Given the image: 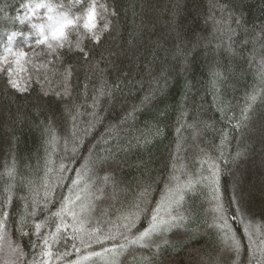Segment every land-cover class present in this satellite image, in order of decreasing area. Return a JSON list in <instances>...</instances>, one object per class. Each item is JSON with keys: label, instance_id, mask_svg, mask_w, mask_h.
Returning a JSON list of instances; mask_svg holds the SVG:
<instances>
[{"label": "trees", "instance_id": "trees-1", "mask_svg": "<svg viewBox=\"0 0 264 264\" xmlns=\"http://www.w3.org/2000/svg\"><path fill=\"white\" fill-rule=\"evenodd\" d=\"M25 2L0 0V9L8 15L4 19L0 13V54L6 43L5 32L30 31L27 24L20 25L15 20L17 15H23L21 5ZM115 8L117 31L113 36L106 35L102 45L92 51L91 59L99 63V69L86 66L77 53L65 56L64 64L57 61L47 69H40L41 83L33 79L28 92L6 89L0 80V203L7 195L4 189L8 184H16L7 238L20 245L29 262L39 251L36 246L42 241L33 231L21 235L16 222L26 201L31 202L26 181L34 182L38 198L42 200L46 167L51 168L48 173L51 194L46 209L41 203L34 218L36 222L52 217L65 199L79 192L91 206L85 215L93 226L99 222L105 231L121 223L128 212L137 211L135 205H139V219L132 229L135 234L150 226L155 209L176 185L173 177L183 183L188 178L207 176L208 165L204 160L211 158L221 168L220 185L228 225L241 244L239 256L229 254L227 264H256L259 260L260 264L258 250L264 247L261 243L264 241V197L256 192L244 213V221L231 198L232 173L246 172L258 187L264 178L261 164L264 160V83L260 77L264 60V0H115ZM235 18H239V25L234 22ZM173 21L180 25L182 43L176 39ZM229 26L235 34L229 31ZM229 45L232 52L228 50ZM178 48L187 51L186 59ZM109 51L114 53L110 57ZM43 61L41 56L36 62ZM67 64L74 66L70 81L72 96L61 99L56 93L64 90L62 73ZM216 70L227 75L226 80L218 83V88L213 86ZM30 71L35 70L30 68ZM44 75L48 77L46 83ZM105 80L110 86L119 87L113 88L112 98L101 97L93 106L97 89ZM85 82L89 85L87 94L83 91ZM44 90L48 91L47 96L43 95ZM253 90L258 95L254 105L257 118L250 127L236 130L233 125L241 118L246 99ZM66 105L79 106L75 126ZM50 120H54L58 137L54 148L46 143L48 136L44 131ZM73 133L79 137L75 150ZM245 148L246 155L234 163L237 151ZM90 159L96 162L93 173L88 174L91 187L84 190L89 184L85 177L74 188L73 182ZM13 161L17 168L15 181L5 174V167ZM60 164L65 166L62 173ZM109 167L114 171L107 173L110 179L104 183L101 177ZM145 190L147 193L142 196ZM180 211L189 219L183 227L168 233L170 246L160 253L154 248L129 246L117 257L119 264H215L218 257L223 261L220 233L209 227L213 213L207 188L200 185L197 191L187 193ZM249 222L252 229L246 232ZM122 243L128 241L120 237L94 243L90 248L80 246L77 253L71 246L72 241L64 238L53 251H68L71 255L59 261L54 259L53 264L76 262L91 252H102L106 247ZM1 254L0 244V261ZM85 264L102 263L94 257Z\"/></svg>", "mask_w": 264, "mask_h": 264}, {"label": "snow or ice", "instance_id": "snow-or-ice-1", "mask_svg": "<svg viewBox=\"0 0 264 264\" xmlns=\"http://www.w3.org/2000/svg\"><path fill=\"white\" fill-rule=\"evenodd\" d=\"M24 10L23 15H17L15 20L19 21L20 25H25L30 28L29 32L11 31L5 32L6 43L3 44V53L0 54V80H3L5 88L15 90L18 93H25L29 91L30 84L33 79L37 83H41L40 69H47L49 64L59 62L64 64V58L67 55L80 54L86 66L91 69H99V63L91 59L93 48L102 45V39L107 36H113L117 31L116 19L118 12L115 8V0H26L21 5ZM4 19H8L7 12L0 9ZM179 15V12H177ZM234 22L240 24L239 18H235ZM173 31L176 32V39L183 42V33L180 30V25L173 21ZM229 31L235 34V30L229 26ZM264 31V30H262ZM231 39V37H230ZM34 40V43L31 42ZM198 43V42H197ZM132 44V41H129ZM91 45V47L89 46ZM194 47L196 45H193ZM25 48L30 49L26 51ZM39 49V51H36ZM230 52L233 51L232 46L229 45ZM178 51L187 58V51L183 48H178ZM111 51L108 56L113 55ZM44 57L42 63L37 64V59ZM53 57V59H48ZM34 69L35 71H30ZM87 74V73H86ZM63 75V92H57L61 99L64 97H71L72 91L70 81L74 75V66L67 64L64 67ZM260 77L264 83V60L261 62ZM227 79V75L220 70L213 72V86L218 88V83ZM44 82H48L47 75L43 76ZM88 83L83 85V91L87 94ZM119 85H109L107 80L103 81L97 89V95L94 97L93 106L99 102L101 97H113V88H118ZM47 90L43 91V95L47 96ZM258 100L256 90L250 94L244 108L241 111V118L236 120L234 128L241 130L251 126L254 119L257 118L254 105ZM73 125L80 115L79 106L73 105L69 108L66 105ZM189 127H195L190 125ZM264 127V124H262ZM44 131L47 133L46 143L49 147L54 148L58 143V137L54 132V120H50L44 126ZM159 134V130H157ZM79 137L73 133L72 143L73 150L78 142ZM148 141L145 140V143ZM223 143V141H222ZM67 141H65V146ZM247 149L237 151L233 157L235 163L241 157L246 155ZM52 163L50 157L47 161ZM95 161L89 160L81 172L77 175V179L73 182L74 188L83 182V178L87 177L89 184L84 189L85 191L91 187V176L95 168ZM204 163L208 165V175H201L199 178H188L183 183L179 178L173 177L176 180V185L169 189V194L162 201L161 206L155 209L151 217L152 223L150 226L139 232L132 233L136 221L139 219V205H135L137 211H130L122 217V222L114 224L113 228L105 231L99 226V222L93 226L92 220L85 215L90 211L91 206L84 202L80 193L77 192L74 197L70 196L65 199L61 208L52 214V217L46 218L43 221L36 222L35 217L40 210L41 203L43 208L48 206V198L51 194L49 188L48 173L51 168L46 167L44 179V196L38 198V190L33 186L34 182L28 180L25 182V187L32 194L31 202L26 201L24 211L20 215L17 223V230L21 235H28L29 231H33L38 240L42 244L37 245L39 251L36 252L29 262L25 253L18 243L8 242L12 254L16 257V262L20 264H53V260L59 261L71 255L70 252L57 251L54 253V247L60 243L61 239H68L72 241V248L77 253L80 252V246L90 248L94 243L102 244L105 241H115L123 237L128 241L127 244H119L111 248H104L102 252H91L87 256L81 257V260L87 261L90 257H98L103 264H119L117 257L123 252H126L129 246H138L141 248H154L156 253L162 252L164 247L170 246L171 241L168 239V233L177 227H183L189 217H187L180 209L185 203V195L189 192L198 190V186L208 190L209 202L211 204V211L213 213V223L209 227L216 228L220 233V239L224 246L222 254L224 260L219 257L215 264H227V260L231 258L229 254L239 256L241 252V244L236 236L232 233L228 225L227 209L223 200V193L221 191L220 176L221 168L219 164L211 158L205 159ZM227 163V161H225ZM264 166V160L261 161ZM65 171V166L60 164L59 172ZM105 175L101 177L104 183L110 179L108 172L114 171L111 167L105 169ZM5 174L11 181H15L17 175L16 163L13 161L10 166L5 167ZM16 187L15 183H9L4 189L7 195L0 203V244L7 240V226L9 223V209L13 200V189ZM102 191V189H101ZM264 197V178L257 183L248 178L246 172L237 171L232 173V198L231 202L236 204V212L241 214V220L244 221L246 217L244 213L247 210L249 202L254 198L256 192ZM147 190L141 193L146 195ZM80 202V203H77ZM161 212L164 215H161ZM54 218V222H53ZM26 229H28L26 231ZM42 229H47L42 232ZM252 229L251 223H247L245 227L246 232ZM264 244V241L261 242ZM39 257L37 259L36 257ZM260 264H264V247L260 249ZM66 264H79V261L73 262L68 260Z\"/></svg>", "mask_w": 264, "mask_h": 264}, {"label": "rangeland", "instance_id": "rangeland-1", "mask_svg": "<svg viewBox=\"0 0 264 264\" xmlns=\"http://www.w3.org/2000/svg\"><path fill=\"white\" fill-rule=\"evenodd\" d=\"M261 239V238H260ZM255 242L258 241V239L254 240ZM8 242H11L8 238L6 241L2 242L1 244V249H2V254H1V261L0 264H13V262L16 260V257L12 254L10 248L8 247ZM259 242V241H258ZM256 249V248H255ZM258 250V249H256ZM260 252V249L258 250ZM93 259L94 257H90V259ZM96 258V257H95ZM98 258V257H97ZM258 258L261 259L260 254L258 256ZM89 259V260H90ZM99 259V258H98ZM89 260L87 261H83V260H78L79 264H85L87 262H89ZM260 261V260H259ZM259 261H257L256 264H259ZM77 262V261H76ZM100 262L103 264V262L100 260ZM16 264H20V262H16Z\"/></svg>", "mask_w": 264, "mask_h": 264}]
</instances>
